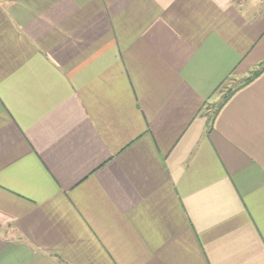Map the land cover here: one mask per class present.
Wrapping results in <instances>:
<instances>
[{
	"label": "crops",
	"instance_id": "obj_1",
	"mask_svg": "<svg viewBox=\"0 0 264 264\" xmlns=\"http://www.w3.org/2000/svg\"><path fill=\"white\" fill-rule=\"evenodd\" d=\"M264 0H0V264H264Z\"/></svg>",
	"mask_w": 264,
	"mask_h": 264
},
{
	"label": "trees",
	"instance_id": "obj_2",
	"mask_svg": "<svg viewBox=\"0 0 264 264\" xmlns=\"http://www.w3.org/2000/svg\"><path fill=\"white\" fill-rule=\"evenodd\" d=\"M263 70H264V63H263V65H262V67L260 69L254 71L251 75H249L248 77H246V78L242 79L241 81H239L238 84H236L235 87H229L227 89V91L224 93L221 101L218 102L215 105V108H214L213 113L208 118V121H209L208 133L213 129V122L215 120L216 115L218 114V112L220 111V109L223 107V105L228 101V99L231 97V95L235 92V90H237L242 85L250 82L254 77H256L257 75H259Z\"/></svg>",
	"mask_w": 264,
	"mask_h": 264
},
{
	"label": "rangeland",
	"instance_id": "obj_3",
	"mask_svg": "<svg viewBox=\"0 0 264 264\" xmlns=\"http://www.w3.org/2000/svg\"><path fill=\"white\" fill-rule=\"evenodd\" d=\"M244 79V78H243ZM239 81H237L236 79H231L228 83L231 84L230 86H226V88L228 89L229 87H235L236 84H238ZM215 108V105H214ZM213 108V109H214Z\"/></svg>",
	"mask_w": 264,
	"mask_h": 264
}]
</instances>
